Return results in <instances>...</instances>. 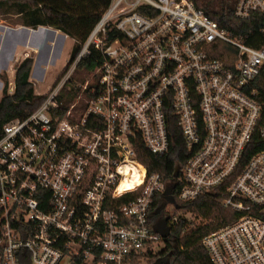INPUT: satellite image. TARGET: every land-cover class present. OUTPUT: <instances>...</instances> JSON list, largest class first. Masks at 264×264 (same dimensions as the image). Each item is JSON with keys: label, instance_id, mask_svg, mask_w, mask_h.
I'll return each instance as SVG.
<instances>
[{"label": "built area", "instance_id": "2783aa9c", "mask_svg": "<svg viewBox=\"0 0 264 264\" xmlns=\"http://www.w3.org/2000/svg\"><path fill=\"white\" fill-rule=\"evenodd\" d=\"M254 16L258 29L237 36L193 0H112L41 105L3 127L2 264H19L20 250L32 264H132L166 240L160 220L169 237L206 224L187 206L222 188V205L237 216L203 238L212 264H264V125L254 87L264 72V0H237V19ZM224 45L226 62L213 57ZM92 53L99 66L66 108L62 87ZM176 130L182 162L171 176L150 173L138 150L169 156ZM124 197L132 199L117 204Z\"/></svg>", "mask_w": 264, "mask_h": 264}, {"label": "trees", "instance_id": "16d2710c", "mask_svg": "<svg viewBox=\"0 0 264 264\" xmlns=\"http://www.w3.org/2000/svg\"><path fill=\"white\" fill-rule=\"evenodd\" d=\"M112 0H0V8L15 9L22 17V25L27 28L38 29L40 27L52 28L60 31L74 40V46L69 60L61 77L67 72L75 61L82 45L88 38L90 32L101 19L103 12L109 7ZM197 9L215 20L219 26L232 33L242 35L247 29L254 31L258 29L256 16L250 21H241L235 17L237 0H193ZM258 47L260 44L249 42ZM214 54L213 57L226 62L225 48ZM231 52V51H230ZM233 52V51H232ZM34 57H26L17 65L15 72V92L10 94L9 81L1 76L4 81V89L0 99V137L3 127L16 119H24L33 113L44 101L45 97L35 94V85L31 81V74L34 66ZM99 56L92 53L82 60L76 67L71 79L62 87L60 101L65 103L66 108L71 104L78 88H81L88 77L98 68ZM60 79V78H59ZM59 81V80H58ZM57 83V82H56ZM258 90V99L262 106V118L260 126L264 125V72L254 83ZM177 129V128H176ZM173 152L164 158H159L147 153L143 147L138 150L140 161L146 165L150 173L162 175L173 174L176 162H182L180 150L183 149V142L179 131L175 136ZM260 146H263L260 144ZM259 146L250 148L251 154ZM227 197L225 188L217 189L197 199L193 204L188 205V210L206 219L207 223L194 226L182 225L175 234L166 240L156 249L145 254L135 256L132 264H156L158 260L169 256L167 264H212V261L202 245L203 238L235 220L237 214L222 205ZM131 197H124L117 204L130 202ZM108 208H113L109 204ZM186 227V228H185ZM3 250H0V257ZM19 264H32L31 253L28 250H20ZM155 261V263H153ZM81 259H76L74 264H82ZM0 264L2 262L0 261Z\"/></svg>", "mask_w": 264, "mask_h": 264}, {"label": "rangeland", "instance_id": "374dc122", "mask_svg": "<svg viewBox=\"0 0 264 264\" xmlns=\"http://www.w3.org/2000/svg\"><path fill=\"white\" fill-rule=\"evenodd\" d=\"M0 27V29L3 30L0 39L4 45L7 42L6 37L8 32L15 33V35L10 38L11 43L14 42L13 44L16 46L19 45V48L16 51L17 53L15 52L13 62L10 67L8 66L9 70L4 72V74H0L1 76H5L9 81L8 92L10 93L11 88H15L14 73L17 68V60L21 58L24 53H27L26 50L28 51L30 50L29 48L36 47L38 48V52L34 58V60L36 59V64L33 67L32 82H34L35 85L36 95H46L49 88H52L54 84L58 82L59 78H61L73 49L74 40L71 38H64L58 33L53 34L52 38L43 42L42 38L40 39L41 33H37L39 31L38 29L27 28L22 25V17L17 14L15 9L0 8ZM23 35L25 36L23 37ZM57 49H59L58 54ZM46 56H49V58L53 57L55 59L52 63H50V65H48V68H45V71L43 72ZM1 76L0 80L2 81L3 88H1L0 97H2L4 89V81ZM40 78L42 79L40 80ZM197 224H199L198 221H195L194 225ZM153 263H155V261Z\"/></svg>", "mask_w": 264, "mask_h": 264}, {"label": "crops", "instance_id": "0c3cea01", "mask_svg": "<svg viewBox=\"0 0 264 264\" xmlns=\"http://www.w3.org/2000/svg\"><path fill=\"white\" fill-rule=\"evenodd\" d=\"M38 30L39 31L37 33H41L40 39L42 38L43 42H46V40H48L49 38H52V35L53 34H58V33H59V35H62L64 38H69L68 36H66L65 34L61 33L60 31L55 30V29H52V28H45V27L42 28V27H40V28H38ZM2 31L3 30L0 29V37H1ZM14 35H15V33H13V32H8L7 33V37H6L7 42L5 43V45L2 43V41L0 39V74H4V72H7V70H9L8 69V66L10 67L11 63L14 60L15 52L19 48L18 47L19 45L16 46L15 44H13L14 42L11 43L10 38L13 37ZM25 35H23V37ZM49 35H50V37H49ZM29 49L30 50H28V51L26 50L27 53L26 54L24 53L25 55L23 54L21 56V58H19L17 60V65L20 64L28 56H33L35 58V55L38 52V48L34 47V48H29ZM58 53H59V49H57V54ZM54 59L55 58H53V57L52 58L51 57L49 58V56H46V62H45L44 68H43V72L45 71V68L46 67L48 68V65H50V63H52L54 61ZM35 64H36V59L34 61V66H35ZM32 74H33V70H32ZM32 74H31V81H33L32 80ZM42 78H43V76H42ZM42 78H40V80ZM1 88H3V86H2V81L0 80V92H1ZM0 99H1V97H0Z\"/></svg>", "mask_w": 264, "mask_h": 264}, {"label": "water", "instance_id": "95a60500", "mask_svg": "<svg viewBox=\"0 0 264 264\" xmlns=\"http://www.w3.org/2000/svg\"><path fill=\"white\" fill-rule=\"evenodd\" d=\"M178 175H179V166L176 168V172L174 174L175 178H177ZM171 191H172V188H168L166 195H169L171 193ZM156 232H158L162 236L163 239L169 238L170 231H169V228L167 227V220L166 219H162L159 221L158 225L156 226ZM168 260H169V256L158 260L156 264H167Z\"/></svg>", "mask_w": 264, "mask_h": 264}, {"label": "bare ground", "instance_id": "6f19581e", "mask_svg": "<svg viewBox=\"0 0 264 264\" xmlns=\"http://www.w3.org/2000/svg\"><path fill=\"white\" fill-rule=\"evenodd\" d=\"M124 187H128V184L125 183L124 186L122 187V189H123ZM122 192H123V190H122Z\"/></svg>", "mask_w": 264, "mask_h": 264}]
</instances>
